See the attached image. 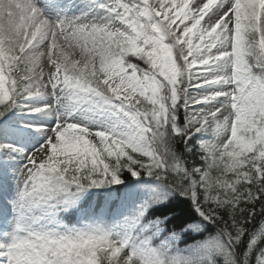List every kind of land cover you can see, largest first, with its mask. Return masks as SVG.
Masks as SVG:
<instances>
[{"label":"snow or ice","instance_id":"obj_1","mask_svg":"<svg viewBox=\"0 0 264 264\" xmlns=\"http://www.w3.org/2000/svg\"><path fill=\"white\" fill-rule=\"evenodd\" d=\"M69 7L0 0V264H264V0Z\"/></svg>","mask_w":264,"mask_h":264},{"label":"trees","instance_id":"obj_2","mask_svg":"<svg viewBox=\"0 0 264 264\" xmlns=\"http://www.w3.org/2000/svg\"><path fill=\"white\" fill-rule=\"evenodd\" d=\"M178 147H180L181 149L183 148V145H179ZM96 192H98L99 190H103V189H95ZM180 210V213L178 214H192L194 213V210L190 207V205L185 202V198L184 197H180L179 201L174 200L173 202H170L167 205H163L161 207L158 208L157 214L160 213H164L167 214V212L169 210ZM173 220H175V217H173Z\"/></svg>","mask_w":264,"mask_h":264},{"label":"rangeland","instance_id":"obj_3","mask_svg":"<svg viewBox=\"0 0 264 264\" xmlns=\"http://www.w3.org/2000/svg\"><path fill=\"white\" fill-rule=\"evenodd\" d=\"M66 2L70 3V7L68 9L69 15H73V14L78 15L81 13V11L88 12V11H85L86 0H66ZM9 231H11L10 225L0 224V238H6L4 234Z\"/></svg>","mask_w":264,"mask_h":264}]
</instances>
